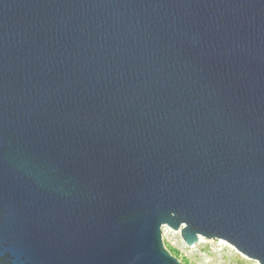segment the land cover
Masks as SVG:
<instances>
[{
    "label": "water",
    "instance_id": "water-1",
    "mask_svg": "<svg viewBox=\"0 0 264 264\" xmlns=\"http://www.w3.org/2000/svg\"><path fill=\"white\" fill-rule=\"evenodd\" d=\"M264 264V0H0V264Z\"/></svg>",
    "mask_w": 264,
    "mask_h": 264
},
{
    "label": "rangeland",
    "instance_id": "rangeland-1",
    "mask_svg": "<svg viewBox=\"0 0 264 264\" xmlns=\"http://www.w3.org/2000/svg\"><path fill=\"white\" fill-rule=\"evenodd\" d=\"M162 231L164 242H168L178 251L180 259H187L189 264H260L239 253L225 240L200 236V241L189 246L182 238L180 230L163 225Z\"/></svg>",
    "mask_w": 264,
    "mask_h": 264
},
{
    "label": "trees",
    "instance_id": "trees-1",
    "mask_svg": "<svg viewBox=\"0 0 264 264\" xmlns=\"http://www.w3.org/2000/svg\"><path fill=\"white\" fill-rule=\"evenodd\" d=\"M165 244H166V247L174 254V255H176V256H178L179 257V255H178V251L177 250H175L173 247H171L170 246V244L168 243V242H165ZM180 258V257H179ZM181 260V259H180ZM183 262H185L186 264H189V261L187 260V259H183L182 260Z\"/></svg>",
    "mask_w": 264,
    "mask_h": 264
},
{
    "label": "bare ground",
    "instance_id": "bare-ground-1",
    "mask_svg": "<svg viewBox=\"0 0 264 264\" xmlns=\"http://www.w3.org/2000/svg\"><path fill=\"white\" fill-rule=\"evenodd\" d=\"M164 225H168V224H164ZM229 244V243H228ZM230 246H232L231 244H229ZM233 248H235L234 246H232ZM236 249V248H235ZM237 250V249H236ZM238 251V250H237ZM239 252V251H238ZM239 253H241V252H239ZM242 254V253H241ZM242 255H244V254H242ZM245 256V255H244ZM245 257H247V256H245ZM249 258V257H248ZM250 259V258H249Z\"/></svg>",
    "mask_w": 264,
    "mask_h": 264
}]
</instances>
